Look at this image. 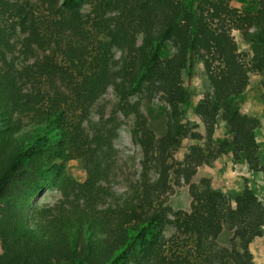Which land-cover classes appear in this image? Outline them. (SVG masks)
I'll return each instance as SVG.
<instances>
[{
	"label": "trees",
	"instance_id": "trees-1",
	"mask_svg": "<svg viewBox=\"0 0 264 264\" xmlns=\"http://www.w3.org/2000/svg\"><path fill=\"white\" fill-rule=\"evenodd\" d=\"M229 1L195 0L196 10L206 13L183 19L181 0H0V264H253L248 244L264 228V205L253 190L229 196L211 189L208 178L192 182L212 155L202 147L171 162L178 137L187 134L176 112L189 101L182 75L194 50L213 90L194 107L207 141L224 111L232 152L261 170L255 121L239 116L229 100L245 89L251 71L264 80V0L237 14ZM224 20L251 43L248 60ZM166 41L174 48L170 55L161 53ZM16 52L26 58L21 64ZM109 87L116 107L98 110L86 129ZM136 93L159 94L169 106L160 136L130 102ZM119 114L134 117L140 170L122 196L108 201ZM75 159L83 162V182L64 169ZM46 174L55 176L60 199L29 214L28 200ZM172 178L188 185V210L164 206ZM226 230L239 241L219 246Z\"/></svg>",
	"mask_w": 264,
	"mask_h": 264
},
{
	"label": "rangeland",
	"instance_id": "rangeland-1",
	"mask_svg": "<svg viewBox=\"0 0 264 264\" xmlns=\"http://www.w3.org/2000/svg\"><path fill=\"white\" fill-rule=\"evenodd\" d=\"M35 1V0H32ZM182 17L187 19L205 14L196 10L195 0H181ZM252 0H230L229 7L233 13L237 14L249 6H252ZM228 33L233 37L238 52L248 60L251 57V43L243 39L241 32L235 24L229 20H224ZM252 30V28H250ZM19 47V45H17ZM174 48L169 41H166L161 47L163 55H170ZM120 51H113V62L117 65L120 58ZM16 62L21 64L25 59L22 55L15 53ZM183 83L189 91V101L186 105L178 107L176 116L187 130L186 135L179 136L175 149L173 151L171 162L181 161L185 155L202 147L207 153H211L209 162L199 166L192 182L198 184L202 178L209 179L210 188L220 190L229 196H234L244 187L253 190L256 196L264 205V80L262 75L257 71L249 73L248 84L245 89L238 95L230 96V104H235L239 116L247 115L255 121V138L258 145V155L260 169L259 171L250 169L245 162L242 154L235 155L232 152L231 141L232 135L226 121V114L220 111L217 117V124L212 134L211 141H207V132L201 117L196 114L194 107L202 105L213 96V90L202 65L201 56L197 51L192 52V61L188 70L183 71ZM130 102L137 103L141 113L147 119L149 127L154 133L160 136L166 129L169 106L161 99L159 94L147 96L146 94L136 93L130 97ZM117 103V96L113 87H109L101 96L100 100L91 109L90 116L84 122L86 129L97 121V111L101 108L106 113H110ZM28 117H22V124L28 122ZM120 125L117 136L114 139V166L109 180L106 182V192L111 195L122 196L133 184L138 177L140 170L141 150L133 141L131 129L134 124L132 115L124 116L119 114ZM196 132L197 139H193L190 134ZM66 173L77 180L83 182L86 178L83 162L80 159L70 160L64 165ZM175 178H172L171 188L162 196L164 206L170 211L188 210L190 204V195L188 185L174 184ZM43 186L31 196L28 200L26 210L31 214L36 208L44 205H52L60 199V193L54 185L55 176L46 174L43 178ZM4 203L0 200V208ZM174 233V227L168 225L165 228L164 235L170 237ZM181 243V238L177 239ZM231 241L238 242L239 237L233 231H224L216 240L219 246H225ZM136 244L135 248H139ZM253 264H264V228L261 236L255 238L248 244ZM1 253V243H0ZM134 251H129V257Z\"/></svg>",
	"mask_w": 264,
	"mask_h": 264
}]
</instances>
